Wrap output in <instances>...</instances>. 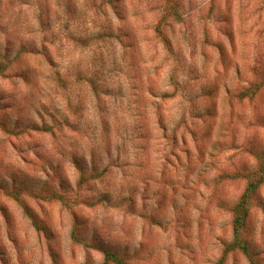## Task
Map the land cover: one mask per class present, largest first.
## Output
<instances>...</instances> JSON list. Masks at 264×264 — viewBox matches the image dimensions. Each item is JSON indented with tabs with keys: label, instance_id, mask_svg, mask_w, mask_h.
Returning <instances> with one entry per match:
<instances>
[{
	"label": "rangeland",
	"instance_id": "374dc122",
	"mask_svg": "<svg viewBox=\"0 0 264 264\" xmlns=\"http://www.w3.org/2000/svg\"><path fill=\"white\" fill-rule=\"evenodd\" d=\"M2 48L0 264H249L224 250L264 151V0H0ZM247 227L264 264V185Z\"/></svg>",
	"mask_w": 264,
	"mask_h": 264
},
{
	"label": "trees",
	"instance_id": "16d2710c",
	"mask_svg": "<svg viewBox=\"0 0 264 264\" xmlns=\"http://www.w3.org/2000/svg\"><path fill=\"white\" fill-rule=\"evenodd\" d=\"M8 48L0 49V58L3 56L7 61L9 57L6 52ZM8 68V62H4L0 59V73L5 71ZM248 92H244L243 95H248ZM259 164L252 168V170H245L244 172H238L236 174L230 175L233 178H244L247 180V186L243 194L233 205V229L232 237L225 245V254L240 252L248 261L249 264H261L259 253L253 248L249 238L247 237L248 231V219L251 214L253 207V199L257 194L258 190L262 185H264V151L258 155ZM78 171L80 175V183L85 184L91 180L99 178L104 174V171H100L98 166L93 162L92 166L88 165V160L86 158H81L77 160ZM83 162V163H82ZM104 199H108L110 192L105 194ZM100 201V200H99ZM23 209L27 216L32 220L33 224L36 227L38 226L37 216L34 211L22 204ZM74 235L76 231L74 230ZM104 256V264H132L128 262V257L121 253L119 250L106 246V245H97L96 246Z\"/></svg>",
	"mask_w": 264,
	"mask_h": 264
}]
</instances>
